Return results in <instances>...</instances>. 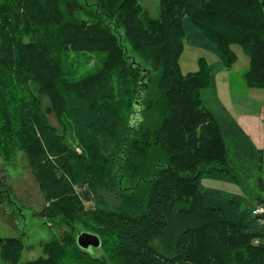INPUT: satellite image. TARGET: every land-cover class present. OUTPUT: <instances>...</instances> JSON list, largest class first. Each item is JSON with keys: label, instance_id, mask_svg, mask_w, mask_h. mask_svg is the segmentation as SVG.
Instances as JSON below:
<instances>
[{"label": "trees", "instance_id": "1", "mask_svg": "<svg viewBox=\"0 0 264 264\" xmlns=\"http://www.w3.org/2000/svg\"><path fill=\"white\" fill-rule=\"evenodd\" d=\"M94 4L0 0V114L10 133L0 148L25 151L50 201L35 213L38 227L59 217L71 224L73 209H82L78 198L90 201L81 221L105 249L99 258L80 248L70 228L42 241L46 256L21 264H264V225L253 214L263 197L264 149L221 103L215 78L236 60L232 45L239 44L250 58L247 85L264 88V0H161L156 18L139 0ZM119 34L142 62L131 59ZM185 38L218 60L183 73ZM72 51L104 55L74 79ZM7 96L21 101L20 126ZM121 152L126 159L118 163ZM1 154L8 159L9 147ZM126 171L142 176L144 187H125ZM205 178L250 181L256 193L207 187ZM31 236L9 238L5 258L17 261Z\"/></svg>", "mask_w": 264, "mask_h": 264}, {"label": "rangeland", "instance_id": "2", "mask_svg": "<svg viewBox=\"0 0 264 264\" xmlns=\"http://www.w3.org/2000/svg\"><path fill=\"white\" fill-rule=\"evenodd\" d=\"M89 8L95 7L96 0H79ZM142 9L153 18L159 16L161 12V0H139ZM113 26V23H112ZM123 32L121 28L117 29V33ZM20 35L22 33L20 32ZM122 40V45L125 47L131 59L135 58L141 61L139 57L133 52L131 44L123 36L119 34ZM183 49L179 58L180 68L183 73L198 71L201 66L202 60L206 63H214L218 60V57L213 52L190 44L186 38L183 41ZM232 50L236 53L237 58L232 63V65L227 68L221 66L215 70L216 78V95L223 103L226 105L230 112L234 116H241L242 120L252 119V127L255 130L263 129L262 123V113L264 110V88L262 87H248L244 82L243 74L250 66V58L244 52L243 48L239 44H233ZM73 57L71 64L75 67L76 73H73V78H83L85 75L90 74L94 71V68L99 65L100 59L103 58L104 53L95 52H69ZM146 65H150L149 62H144ZM9 69H7L8 71ZM20 70L18 69L17 75L14 77H19ZM8 76V75H7ZM13 76V74H11ZM9 77V76H8ZM1 85H4L3 83ZM15 95L16 87L18 88L17 96L20 95L21 89L14 85L13 83H8L6 85ZM4 104L8 106V109L13 113L11 121L13 123L17 122L20 126V107L22 105L16 97L3 99ZM27 107V106H26ZM29 108V107H27ZM32 111V109L30 108ZM244 117H243V116ZM10 117V116H9ZM5 118L8 119L7 115L0 114V138L3 135H9L6 132L4 123ZM51 122L58 124V121L54 115L50 116ZM16 120V121H14ZM261 121V122H260ZM72 132H68L67 140L69 143L78 151L82 152V148L78 144L77 138ZM16 144V143H15ZM18 145V144H16ZM4 147H9L11 156L7 159L1 154V149ZM0 148V197L6 205H0V264H21L30 260H35L38 257L46 256L44 252V247L41 245L42 241L48 240L54 235L59 238L67 232L70 228L75 229V232L79 233L84 230H88L85 224L81 221L82 211L93 205L92 202H84L80 198L77 204L81 206L82 209H73L75 216L78 218L74 220L71 224L63 223V218H56L54 222H50V228H42L37 225V213L42 206H48L50 201H47L45 194L40 185V181L37 174L34 172L32 164L29 162L27 154L25 151L18 146H11L9 144L3 145ZM124 153H120L119 159L116 161L121 163L124 161ZM128 166L125 165V169ZM149 172V170H148ZM122 173V170H121ZM150 173V172H149ZM120 174V173H118ZM123 172V183L125 187H129L131 182L133 186L139 185V187H144L145 182H142L141 177H132L129 172L126 171L124 176ZM151 177V175H145ZM264 178V173H263ZM70 184H72L75 195L78 197L79 187L76 183L72 181L70 176H68ZM202 184L207 187H216L226 191L239 192L246 197L253 193H256L254 184L250 181L240 182V183H228L222 180L205 178ZM9 187L11 190L10 199L4 196L5 188ZM4 191V192H3ZM264 196V191L262 192ZM56 200V199H54ZM11 211H8V208ZM29 231L32 236L26 237V246L20 250L18 253L17 261H12L5 258V250L3 246L9 238H15L21 236L22 232ZM108 236L107 234H105ZM93 253L97 254L99 258H105V249L102 247L94 249Z\"/></svg>", "mask_w": 264, "mask_h": 264}, {"label": "crops", "instance_id": "3", "mask_svg": "<svg viewBox=\"0 0 264 264\" xmlns=\"http://www.w3.org/2000/svg\"><path fill=\"white\" fill-rule=\"evenodd\" d=\"M248 70V69H247ZM246 72V71H245ZM245 74V73H244ZM243 74V77H244ZM244 82L247 85L245 78H244ZM249 87V86H248ZM226 106V105H225ZM227 107V106H226ZM227 109L229 110V108L227 107ZM230 111V110H229ZM233 115V113H231ZM234 116V115H233ZM243 116V115H242ZM237 121L239 122V124L243 127V129L246 131V133L250 136V138L252 139V141L254 142V144L257 146V148L259 149H264V110L262 113V123H263V129H258L255 130L252 125L254 124L252 119H244L242 120L239 116H234ZM244 117V116H243ZM261 122V121H260Z\"/></svg>", "mask_w": 264, "mask_h": 264}, {"label": "water", "instance_id": "4", "mask_svg": "<svg viewBox=\"0 0 264 264\" xmlns=\"http://www.w3.org/2000/svg\"><path fill=\"white\" fill-rule=\"evenodd\" d=\"M4 191L9 195L11 194V191L8 188H5ZM77 243L80 248L93 252L94 249L100 248L101 239L98 234L84 230L78 233Z\"/></svg>", "mask_w": 264, "mask_h": 264}, {"label": "built area", "instance_id": "5", "mask_svg": "<svg viewBox=\"0 0 264 264\" xmlns=\"http://www.w3.org/2000/svg\"><path fill=\"white\" fill-rule=\"evenodd\" d=\"M253 214L258 216L260 223L264 225V196L262 200L254 207ZM256 243H259V240H255Z\"/></svg>", "mask_w": 264, "mask_h": 264}, {"label": "flooded vegetation", "instance_id": "6", "mask_svg": "<svg viewBox=\"0 0 264 264\" xmlns=\"http://www.w3.org/2000/svg\"><path fill=\"white\" fill-rule=\"evenodd\" d=\"M3 192H4V191H3ZM0 195H2V194H0ZM4 196H6L7 198L10 199V196H9V194H7V192H4ZM3 203H4V202L2 201V199H1V197H0V205H4V204L6 205V203H4V204H3ZM10 209H11V208L9 207L7 210H8V211H11Z\"/></svg>", "mask_w": 264, "mask_h": 264}]
</instances>
